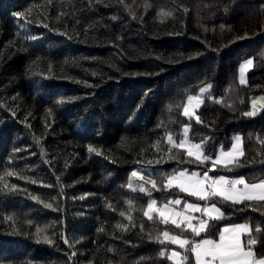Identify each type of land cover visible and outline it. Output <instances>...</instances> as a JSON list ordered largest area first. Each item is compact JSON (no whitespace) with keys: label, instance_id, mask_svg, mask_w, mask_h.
Wrapping results in <instances>:
<instances>
[{"label":"trees","instance_id":"obj_1","mask_svg":"<svg viewBox=\"0 0 264 264\" xmlns=\"http://www.w3.org/2000/svg\"><path fill=\"white\" fill-rule=\"evenodd\" d=\"M209 84L184 116L187 98ZM259 94L264 0H0V264H172L177 246L163 232L200 241L239 223L257 241L249 246L247 234L245 245L264 255V201H205L165 187L185 169L264 180V106L243 115ZM186 125L205 156L228 149L235 133L243 155L211 169L179 147ZM139 164L151 170L144 192L128 187ZM177 198L224 215L199 236L144 215L150 200Z\"/></svg>","mask_w":264,"mask_h":264},{"label":"snow or ice","instance_id":"obj_2","mask_svg":"<svg viewBox=\"0 0 264 264\" xmlns=\"http://www.w3.org/2000/svg\"><path fill=\"white\" fill-rule=\"evenodd\" d=\"M185 11H187L185 9ZM170 15L171 13H167ZM14 17H22L24 14L20 12H16L13 14ZM47 27V25H45ZM29 39H36V37H29ZM200 53H196L199 55ZM191 58V56H189ZM253 65L252 59H248L245 61L240 68V83L244 84L245 81V71L249 69ZM211 85H207L206 88H201L200 92L204 93L206 90L210 89ZM188 104L183 109V115L191 118L195 115L194 111H190V107L195 108L199 106L201 100L199 97L189 96ZM196 101L193 104V101ZM252 111L244 112V116H255L256 115V101L252 102ZM50 111V110H49ZM197 121H199V117H196ZM185 135L188 132V126L186 125L184 128ZM168 142L173 144V140L171 135L168 136ZM186 141H181L179 147H184ZM242 138L240 136L235 137V143L232 145V148L225 153L222 149L212 161L213 168L217 163H228V160H225V157L234 158L235 155H243L241 150ZM96 151L92 146H89V152ZM99 154V153H98ZM187 155L189 157H195L196 160L207 161L210 159L208 156H204L201 151L200 145H193L187 149ZM133 177L139 176L140 173L137 171H133L131 174ZM143 179V177H141ZM243 184L244 189H238L237 185ZM129 188H133L132 184L129 183ZM157 184L155 181H152V188L155 189ZM166 188L176 187L179 188L180 191L186 192L191 196H195L200 200H209L211 197L220 196L225 200H231L234 203H240L244 200H252L259 199L264 201V181H261L259 184H247L243 178L237 180H229L224 176H220L218 178H214L209 176L208 172L203 174V177H200L198 173L193 172L191 174L187 173V169L176 173L175 175H169L167 177V181L165 184ZM255 190H259L260 194L258 196H253ZM140 191L144 192L146 189L143 186H140ZM181 200L176 199L169 201L167 204H164L162 207H156V201L150 200L147 206V210L144 212V215L148 217L149 220L153 219L152 213L155 212L160 217L161 222L168 224L169 221L171 224L176 227H181L184 225L187 229H190L191 232L195 236H199L202 232L206 231L208 224L204 219H200L198 217H192L186 213H180L175 211L171 205H180ZM46 207H51L50 204L45 205ZM184 208L190 212H201L203 215L207 216L209 219H220L223 217V212L219 208L216 207L215 203L210 205L206 204L204 207H201L199 204L194 203H186ZM123 215V213H121ZM182 217V219L178 220L177 218ZM131 219V217H129ZM193 219H197L198 224H193ZM102 230V229H101ZM257 233H261V229L259 226L255 228ZM248 233L249 240L248 245L253 246L257 243V241L251 238V233L253 229L248 224L243 225H235L232 228L225 227L220 234L219 241L214 240H200V241H189L187 239H182L179 236L170 235L169 232H163V237L166 240H169L173 244H178L181 248H185L186 253L189 251L195 257V264H264V255H260L259 257L253 251L252 247H245L240 240L239 233ZM231 233V235H229ZM45 242L51 244L53 243L47 236L43 237ZM65 243L68 241L65 239ZM163 243V241H161ZM75 255V253H73ZM161 256L165 255L162 251L160 253ZM180 253L173 251L171 255L168 257L169 259H175L176 264H185V261L188 260V255L180 257Z\"/></svg>","mask_w":264,"mask_h":264},{"label":"crops","instance_id":"obj_3","mask_svg":"<svg viewBox=\"0 0 264 264\" xmlns=\"http://www.w3.org/2000/svg\"><path fill=\"white\" fill-rule=\"evenodd\" d=\"M248 59H252V58H248ZM248 59L243 60V61L239 64V67H238V80H239V83H240V68H241V65H242L245 61H247ZM252 61H253V59H252ZM253 64H254V62H253ZM252 68H253V65H252L249 69H246V71H245V81H246V82H247V74L252 70ZM246 82H245L244 84H242V85H245ZM240 84H241V83H240ZM259 95H260L261 97H257L256 99H254V100L256 101V111H257L261 106H264V94H259ZM195 103H196V101L193 102V104H195ZM201 103H202V101H201ZM201 103H200V104H201ZM200 104H199V105H200ZM251 104H252V103H251ZM198 107H199V106H197V108H198ZM197 108H196V109H197ZM252 110H253V109L251 108V111H252ZM190 111H193V108H192V107L190 108ZM236 136H240V137L242 138L241 150H242V152H243V137H242L241 134H239V133H235V134H233L232 137H231V145H230V147H229L228 149H222L225 153H227V152L232 148V145L235 143V137H236ZM182 140H183V141H186V143H185L184 147H180V148L183 149V150H185V152L187 153V149H188L189 147L195 145V144L191 143V142L188 140L187 135H184V137L179 141V145H180V143H181ZM201 151H202V150H201ZM220 151H221V149H219L218 152L216 153V155H215L213 158H210L209 160H210L211 162H212L213 160H215V158L217 157V155H219ZM203 155H204V154H203ZM204 156H205V155H204ZM241 156H242V155H235L234 158L225 157V160H228L229 162L226 163V164L223 163V162H221V163H217V164L215 165V167H216V166H227V165H230V164H232L236 159L240 158ZM193 158H195V157L193 156ZM178 172H180V171H178ZM178 172H177V173H178ZM187 173H188V174H191V172H187ZM175 174H176V173H175ZM175 174H173V175H175ZM199 176H200V177H203V174H199ZM209 176L214 177V178H218V177H220V176H224V177H226V178L229 179V180H237V179H240V178H243V179H244V177H239V176H237V177H229V176H226V175H217V176L209 175ZM244 181H245L247 184L251 185V184H259L261 181H264V180H259V181H257V182H247V181L244 179ZM237 188L243 190V189H244V185H243V184H239V185H237ZM178 189H179V188H178ZM185 193H186V192H185ZM187 194H188V193H187ZM251 194H252L253 196H258V195L260 194V192H259V190H255V191H254L253 193H251ZM188 195H189V194H188ZM193 197H195V196H193ZM218 197H220V196H218ZM196 198H197V197H196ZM220 198L224 199L223 197H220ZM177 199H180V200H181V204H180V205H171V207H173V208L175 209L176 207L181 206V210L178 211L177 209H175V211L180 212V213H186V214H188V215H191L192 217H198V218H200V219H204V220H206V221L209 219L207 216L203 215L201 212H190V211H187V210L184 208V205H185L186 203L199 204L201 207H204L206 204L203 205V204H201V203H199V202H195V201H192V200H189V199H184V198H177ZM175 200H176V199H175ZM253 200H259V199L244 200V201H253ZM170 201H172V200H170ZM227 201L234 203V202L231 201V200H227ZM168 202H169V201H168ZM168 202H166V203H164V204H167ZM164 204H161V205L156 204V207H157V208L162 207ZM208 205H210V204H208ZM216 207H217V206H216ZM217 208H219V207H217ZM219 209H220V208H219ZM220 210H221V209H220ZM221 212H223V211L221 210ZM152 214H157V213L153 212ZM157 215H158V214H157ZM177 219L180 220V219H182V217H179V218H177ZM169 222H170V221H169ZM198 222H199V221H198L197 219H193V221H192L193 224H198ZM243 224H244V223L225 225V226H223V227L220 228L219 233H218V235H217L216 238H204V239H200V240L208 239V240L219 241L220 234H221V232L223 231V229H224L225 227L232 228V227L235 226V225H243ZM184 227H185V226H184ZM185 228H186V227H185ZM189 230H190V229H189ZM190 231H191V230H190ZM247 234H248V233H244V232L239 233L241 243H242L246 248H247L248 246L245 245L244 236L247 235ZM229 235H231V233H229ZM179 237L182 238V239H187V238L182 237V236H179ZM187 240H188V239H187ZM168 241H169V240H168ZM197 241H198V240H197ZM174 245L177 246L178 248L170 249L169 252L167 253V256L169 257L173 251H176V252L180 253V257L184 256L183 249L185 250V248H181V247L178 246L177 244H174ZM180 257H177L176 259H179ZM193 257H194V255H193ZM169 260L172 262V264H176L175 259H169ZM194 260H195V257H194Z\"/></svg>","mask_w":264,"mask_h":264},{"label":"rangeland","instance_id":"obj_4","mask_svg":"<svg viewBox=\"0 0 264 264\" xmlns=\"http://www.w3.org/2000/svg\"><path fill=\"white\" fill-rule=\"evenodd\" d=\"M206 86L207 85H205L204 87H202V88H206ZM206 91H208V90H206ZM206 91L204 92V93H201L200 92V90L196 93V94H194V95H192V97H199L200 98V100L201 101H203V99H204V95H205V93H206ZM257 97H261L260 95H254V96H252V98H251V103L254 101V99H256ZM193 102H195V100L193 101ZM188 104V99H187V102H186V105ZM190 108H191V106H189ZM196 108L197 107H195V108H193V111L195 112V110H196ZM167 140H168V137H167ZM133 171H137V172H139L140 173V175L139 176H136V177H133L131 174H132V172ZM151 172V170H150V167L148 166V165H146V164H139V165H137L134 169H132L130 172H129V175H128V185H129V183H131L132 184V186H133V188L135 189V190H137V191H140V186H143L145 189H146V183L144 182V180H145V175L147 174V173H150ZM141 177H143V179H141ZM130 189H132V188H130ZM133 190V189H132ZM175 209H177L178 211H180L181 210V206H178V207H176ZM164 240H166L165 238H164ZM168 241V240H167ZM178 245V244H177ZM179 246V245H178ZM178 248V247H177Z\"/></svg>","mask_w":264,"mask_h":264},{"label":"bare ground","instance_id":"obj_5","mask_svg":"<svg viewBox=\"0 0 264 264\" xmlns=\"http://www.w3.org/2000/svg\"><path fill=\"white\" fill-rule=\"evenodd\" d=\"M110 24H112V23H110ZM110 24H109V25H110ZM27 90H28V89H27ZM17 98H18V97H17ZM60 108H61V107H60ZM50 112H51V111H50ZM59 112H60V111H59ZM43 119H44V117H43ZM37 159H38V158H37ZM29 170H30V169H29ZM26 172H27V171H26ZM21 235H22V234H21Z\"/></svg>","mask_w":264,"mask_h":264}]
</instances>
